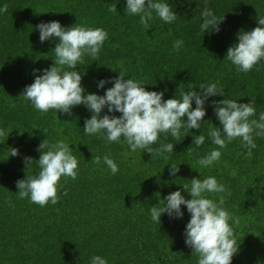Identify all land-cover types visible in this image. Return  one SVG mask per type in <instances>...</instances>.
I'll use <instances>...</instances> for the list:
<instances>
[{"label":"trees","instance_id":"trees-1","mask_svg":"<svg viewBox=\"0 0 264 264\" xmlns=\"http://www.w3.org/2000/svg\"><path fill=\"white\" fill-rule=\"evenodd\" d=\"M162 2L170 5L177 19L168 24L154 12L146 29L139 15L126 14V0H0V8L8 6L7 12H0V129L9 134L0 138V264H91L94 255L108 264H197L198 257L185 243L190 220L186 206L181 205L182 218L164 213L160 224L151 220L150 208L162 206L163 198L178 189L190 199L183 185L193 177L208 176L226 188L209 198L218 201L223 195V207L240 218L239 225L229 220L239 244L231 264H264V137L254 136L257 146L251 157L239 138L232 141L209 168H200L196 154L189 156L187 151L195 148L192 141L199 134L205 136L196 150L200 156L217 147L208 136L210 125L221 127L213 101H252L256 119L264 112V60L244 73L226 58L227 49L238 43L237 33L258 26L264 0ZM110 4H116V13L108 11ZM205 5L223 18L219 32H200ZM53 20L66 28L99 27L108 33L98 59L85 55L77 66L85 94L104 95L113 86L112 78L122 72L148 91L163 92L165 100L179 99L181 90L200 91L201 83L218 82L224 95L205 101L200 129L185 133L182 128L179 141L171 136L164 140L161 134L152 147L172 143L174 151L164 154L168 160L144 150L132 152L123 142L108 144L99 134L86 135L83 126L92 113L85 105L74 106L71 115L56 110L41 113L22 95L36 75L54 64L57 41L41 42L36 28ZM176 40L183 41L179 51L173 49ZM100 80L108 81L103 88L97 86ZM106 113L122 115L108 113L105 107L101 116ZM44 139L65 140L79 163L75 180L61 178L58 203L40 207L18 198L16 181L38 173L37 148ZM10 148L19 154L10 156ZM104 155L118 165L115 175L103 163ZM95 156L101 157L99 165L92 162ZM24 157L32 158L30 166ZM171 164L179 165L176 176L169 173Z\"/></svg>","mask_w":264,"mask_h":264},{"label":"clouds","instance_id":"clouds-1","mask_svg":"<svg viewBox=\"0 0 264 264\" xmlns=\"http://www.w3.org/2000/svg\"><path fill=\"white\" fill-rule=\"evenodd\" d=\"M7 10V4L0 8V12ZM108 11L116 13V4H110ZM125 12L128 15H139V22L146 29L151 27L149 22L153 20L154 12L168 24L178 17L170 5L162 0H126ZM200 15L201 33L209 30L220 31L219 24L223 18L217 17L211 8L205 5ZM36 28L39 30L41 42L50 38L57 41L54 47L55 59L53 66L44 69L42 75H36L34 82L25 86L22 92L24 99L30 101L41 113L56 110L71 115L74 106L85 105L92 115L85 120L84 133L99 134L108 144L123 142L132 152L144 150L150 153L151 157H163L168 160L170 157L164 154L174 151L172 143H160L159 147H152L160 140L161 134L164 135V140L171 136L179 141L182 128L185 133L193 128L200 129V122L206 115L205 101L217 94L224 95V89L218 87V82L207 85L201 83L200 91H196V88L181 90L179 99L175 96L165 100L163 92L148 91L137 80L125 79L122 72L112 78L113 86L107 88L104 95L85 94L81 84L82 75L76 70L77 66L84 63L85 55L90 56L93 61L98 59L101 48L108 39L107 31L99 27L81 25L66 28L55 20L41 22ZM237 37L238 43L227 49L226 58L236 66L237 71L248 73L264 60V16L258 13V26L250 31L238 32ZM182 45V40H176L173 49L179 51ZM107 82L100 80L97 86L103 88ZM193 100L196 105L194 109ZM213 103L221 127L210 125L208 136L217 147L200 156L196 150L204 144L205 136L199 134L192 141L195 148H187L189 156L196 154V163L200 168L213 166L221 158V149L227 148L229 143L238 138L242 146L248 150L246 155L251 157L252 149L257 146L254 136L264 137V112L259 114L258 119L253 118L256 116V108L252 101L239 103L237 100L224 98ZM105 107L108 113L119 112L122 115L110 116L106 113L101 116ZM6 135L8 137L9 134L0 129V138ZM37 151L40 152L37 160L39 171L35 175H26L25 178L16 181L18 198H28L31 203L40 207L46 206L49 202L55 205L59 201L58 188L61 186V178L70 177L75 180L79 162L73 155L69 143L63 139L53 143L44 139ZM18 154V149L10 148V156ZM92 162L99 165L101 157L95 156ZM24 163L26 167L30 166L32 158L24 157ZM103 163L113 175L119 171L118 165L110 155L103 156ZM179 171V165L171 164L170 175L176 176ZM232 175H235V171ZM183 190H187L190 199L182 195V190L170 192L163 198L162 206L154 205L150 208L151 220L160 224L161 215L164 213L170 218H182L184 213L181 205H185L190 213V220L184 232L185 243L193 250L192 254L198 257L197 264H231L233 256L238 252L239 244L229 220L239 225L240 218L231 216L223 207L225 204L223 195H219L218 201L209 198V194L224 193L225 186L218 183L214 176L203 179L193 177L190 184L183 185ZM64 195H67V192ZM91 264L108 262L104 257L94 255L91 257Z\"/></svg>","mask_w":264,"mask_h":264}]
</instances>
